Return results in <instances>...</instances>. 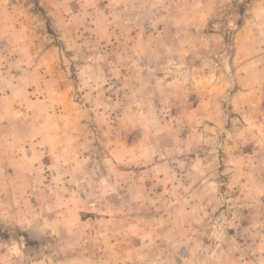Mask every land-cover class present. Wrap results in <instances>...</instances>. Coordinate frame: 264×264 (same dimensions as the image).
Wrapping results in <instances>:
<instances>
[{
  "label": "clouds",
  "instance_id": "clouds-1",
  "mask_svg": "<svg viewBox=\"0 0 264 264\" xmlns=\"http://www.w3.org/2000/svg\"><path fill=\"white\" fill-rule=\"evenodd\" d=\"M0 264H264V0H0Z\"/></svg>",
  "mask_w": 264,
  "mask_h": 264
}]
</instances>
